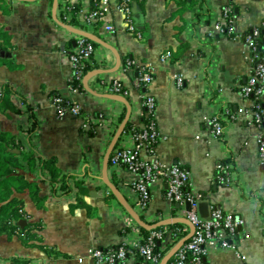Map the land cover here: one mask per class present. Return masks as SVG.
I'll return each instance as SVG.
<instances>
[{
    "label": "crops",
    "instance_id": "0c3cea01",
    "mask_svg": "<svg viewBox=\"0 0 264 264\" xmlns=\"http://www.w3.org/2000/svg\"><path fill=\"white\" fill-rule=\"evenodd\" d=\"M2 2L7 11L0 10V29L7 32L11 43V48L4 51H10L12 56L0 58V91L7 83L26 97L36 112L38 133L34 142L31 139L28 143L24 130L30 122L25 113H0V130L17 133L41 157H54L64 173L92 174L91 182L86 185L88 192L79 197L92 206L94 214L88 216L84 208H71L76 201V189L55 197L47 183L40 182L43 193L48 195L45 208L38 211L28 203L26 211L30 219L42 221L40 237L45 248L24 246L17 236L11 239L2 236L0 264H9L14 257L28 260L26 264H108L87 258L79 263L77 258L86 257L91 246L119 245L125 223L133 220L116 197L109 202L104 200V189L109 188L102 179L103 163L111 142H107L109 134L104 125L90 135V127L84 128L81 118L69 113L58 116L50 102L51 95L57 93L81 105L82 116L88 118L101 112L115 117L120 108L127 111L121 100L106 97L118 94L106 93L92 85L91 79L84 85L83 78L89 72L79 78L84 91L70 84L74 76L68 53L81 36L78 32L93 34L100 41L91 40L95 45L94 57L102 63L93 71L109 72L94 74L93 80L115 78L129 86L130 76L122 71L124 57L152 69L154 77L148 92L156 102L154 115L160 134L156 155L166 164L186 168L190 190L204 194L210 206L216 205L243 221L233 242L235 247L207 248L205 263L264 264V177L258 163L257 128L243 119L244 101L240 96V88L250 72L243 35L264 18V0H206L201 12L200 0H132L134 31L127 28L118 0H109L103 17L89 25L82 24L81 17L94 9L95 0ZM182 2L186 7L181 12ZM66 4L69 8L72 5L78 8L68 10L63 22L60 10ZM226 6L231 9V23L226 27L232 37L217 29ZM197 11L201 14L198 22ZM106 25L114 26L115 32L106 31ZM181 42H186L189 48L180 60L163 61L162 54L176 49ZM176 75L184 77L181 87L175 85ZM13 100L16 104L19 102L17 96ZM126 101L131 109L128 120L133 122L138 115L139 121L142 111L138 108L137 91L132 90ZM211 115L220 116L225 129L222 138L211 134L206 122ZM119 121L121 124L123 120ZM119 140L120 137L116 145ZM225 160L230 164V185L214 181L217 166ZM132 177L124 170L112 172L109 156L106 178L133 208L126 190ZM26 178L39 180V173H28ZM165 190L163 181L153 183L146 211L140 214L133 208L145 222L170 220L166 224L170 225L181 223L173 220L185 217L181 206L165 198ZM181 224L189 231L187 224ZM164 242V245L171 244L170 233ZM141 261L136 252H130L123 261L113 264H140Z\"/></svg>",
    "mask_w": 264,
    "mask_h": 264
},
{
    "label": "built area",
    "instance_id": "2783aa9c",
    "mask_svg": "<svg viewBox=\"0 0 264 264\" xmlns=\"http://www.w3.org/2000/svg\"><path fill=\"white\" fill-rule=\"evenodd\" d=\"M132 0H118V8L123 13L124 22L130 31H134V23L132 20L131 4ZM98 7L91 9L81 17V23L85 25L92 24L94 21L103 17L108 6L109 0H95ZM230 7L226 6L222 9V15L217 25L218 31H225V27L231 23L229 14ZM105 30L111 33L115 32L112 25H106ZM138 34V33H137ZM247 47L246 59L250 64V72L248 73L244 84L240 88V96L244 101L242 107L243 119L253 124L257 128L256 141L258 145V163L260 165L264 177V18L259 25L251 27L243 35ZM258 39V41H256ZM95 45L92 41L83 36H79L76 40L74 49L68 53V58L73 70V76L81 78L86 72L98 69L102 65L94 57ZM169 58V53L162 54V60ZM132 61L122 67L124 74L130 76V85L125 86L119 79H95L91 77L88 80L92 85L99 87L101 90L110 94H118L121 96H129L132 90H136L138 94V108L145 117L147 122H139L138 115L132 119V123L137 125L139 131L123 130L118 144L114 147L110 155V168L113 171L124 170L133 175L132 179L127 183L126 190L131 198L133 208L140 214H143L151 202V185L157 181H163L166 184L165 198L173 204L181 206L182 214L194 225L195 230L191 237L186 240L172 255L167 264H206L204 257L207 248H234L232 237L236 235L243 221L232 213L225 212L216 205L210 206L209 216L201 217L197 212L198 202L202 199L200 194L193 193L190 190L188 172L186 168L179 164H166L156 155V144L160 138L157 129L155 111V98L149 92L140 93L141 83L150 85L153 76L152 69L146 64H139L140 77H132L131 66ZM87 66V70L83 71V67ZM175 85L181 87L184 85V77L176 75L173 77ZM123 87V90L120 88ZM61 96H52L50 98L51 105L58 116H64L67 113L73 114L82 120V126L89 128L94 125V129L100 125H104L109 137L107 142L112 139L118 125L120 124L119 115L122 108L118 110L115 117L106 113H99L94 117L82 116V107L74 101L70 106L61 104ZM27 104L29 101H19V106L28 116ZM143 108L145 109L143 113ZM33 108V113H34ZM36 114V112H35ZM140 116V114H139ZM211 134L215 138H222L224 135V126L218 115H211L206 119ZM38 133V127L31 134L34 142ZM145 153V156H141ZM218 169H229L230 164H219ZM84 185L91 182L92 174L81 173L76 174ZM48 181V180H47ZM47 183L50 192L52 184ZM53 194L59 196V190ZM105 195L108 189H104ZM186 203H189L190 209H186ZM124 235L121 243L117 246L100 247L91 246L87 249L86 257H78L79 263H83L86 258L94 262H106L108 264L123 261L128 252L126 246L134 247L139 250L142 257L140 264H160L161 258L155 252V240L162 236V232H153L152 235L144 238L136 223L128 219L125 223ZM169 237V231H166ZM189 232V231H188ZM144 242L140 245L139 242ZM172 242V239H171ZM177 242V241H176ZM174 242L171 246H173ZM239 256V255H238Z\"/></svg>",
    "mask_w": 264,
    "mask_h": 264
},
{
    "label": "trees",
    "instance_id": "16d2710c",
    "mask_svg": "<svg viewBox=\"0 0 264 264\" xmlns=\"http://www.w3.org/2000/svg\"><path fill=\"white\" fill-rule=\"evenodd\" d=\"M137 1V0H136ZM201 2L198 5L200 12L205 4L206 0H200ZM140 2V0H138ZM194 2V1H191ZM66 4L65 9L60 10L61 20L66 22L67 11H76L78 8L77 5H72V8L68 7ZM93 8H97V3L93 4ZM184 2L181 3V12L185 8ZM0 10L4 13L7 11L5 5L0 0ZM196 13V22L197 19H200V12ZM98 23V22H97ZM96 23V24H97ZM225 32L228 33V36L232 37V32L229 28L225 27ZM88 39V38H87ZM90 40V39H88ZM91 41V40H90ZM258 41V39L256 40ZM11 48V43L9 40V35L7 32H4L0 29V50H8ZM189 48V45L186 42H181L180 45L169 52V60L171 62H178L182 55ZM131 62V59L124 57L121 60V65L125 66ZM13 62V61H8ZM132 71V77H140L141 72H139L140 67L136 64L129 66ZM87 70V66L83 67V71ZM154 77V74L152 73ZM72 87H76L79 91H84L80 79L76 76L71 81ZM124 88L121 87L120 90ZM140 93L148 92V86L145 83H141L140 88L138 89ZM17 96L18 101L27 102L26 97L17 93L9 84H4L0 91V113L2 114H17L24 113V111L19 106V102L16 104L13 100V97ZM52 96H60L57 93H54ZM62 97V96H61ZM129 96H126V99ZM61 104L64 106H70L73 104L71 100L62 97ZM145 109L143 108V113ZM28 120L30 126L24 130L27 134V141L30 143L31 134L34 132L37 127V122L35 115L33 113V107L30 104H27ZM125 110L119 115V120H123L125 117ZM81 115H84L83 113ZM139 118L140 122H147L148 117H145L143 114ZM125 131H139L137 125L133 124L130 120L127 121ZM90 135L94 134V125L90 126L88 131ZM17 133H12L7 130H0V238L6 237V239H11L14 236H17L20 242L24 246H38L40 248H45L42 238L40 237L41 232V220H32L30 215L26 211V205L32 203L36 210L42 211L45 208V202L48 199V195L43 193L40 182H47L52 184L51 194L56 192V186L59 190V195L64 196L70 194L73 189H76V201L71 204V208L80 207L84 208L88 214L91 216L94 214V209L91 205L86 203L81 197L80 194H86L88 192V187L83 184L80 179H77V175L72 173L62 172L57 164L54 157L43 158L38 155L35 150L29 146ZM229 163L228 160H225L222 165ZM39 173V180H29L26 178L28 173ZM214 181L220 185H230V169H218L215 174ZM115 196L113 193L108 190V194L104 197L106 202L114 199ZM151 222V223H155ZM183 224L173 223L170 225H161L155 229L146 230L142 227H139L144 238L152 235L153 232H162V236L155 240V252L162 259L166 250L176 241L188 234L187 230L183 229ZM169 228L170 239H172L171 244L164 245L166 239L165 229ZM128 229H124L126 231ZM236 235L232 237V242ZM144 241L141 240L139 244L141 245ZM126 251L128 254L130 252H136L139 256V250L134 247L126 246ZM141 257V256H140ZM142 259V257H141ZM28 260L14 257L10 259L9 264H26Z\"/></svg>",
    "mask_w": 264,
    "mask_h": 264
},
{
    "label": "water",
    "instance_id": "95a60500",
    "mask_svg": "<svg viewBox=\"0 0 264 264\" xmlns=\"http://www.w3.org/2000/svg\"><path fill=\"white\" fill-rule=\"evenodd\" d=\"M134 16V14H133ZM137 17V16H136ZM71 30H75L71 27H68ZM79 35L88 38L90 40H97L99 41V39L94 36L93 34L87 33V32H78ZM100 42V41H99ZM12 56V53L10 51H4V50H0V58H6V59H10ZM104 72H109L108 70H101V71H91L89 73H87L84 78H83V83L85 86H87V80L93 76L94 74L97 73H104ZM106 97L111 98V99H119L121 100L125 106H126V114L125 117L123 119V121L121 122L120 126L118 127L117 131L115 132L113 138L111 139V142L107 148L105 157H104V163H103V181L106 184V186L109 188V190L113 193V195L119 200V202L124 206V208L127 210V212L131 215L132 219L135 221V223L139 226L142 227L146 230H151V229H155L158 226L161 225H166L171 223L170 220H164V221H160L157 223H152L149 224L147 222H145L140 215L128 204V202L126 201L125 197L121 194V192L118 190V188L111 183L106 177H107V165H108V159L109 156L113 150V148L115 147L122 131L124 130V127L129 119L130 116V105L128 104V102L126 101V99L124 97H122L121 95H106ZM202 196V200L198 202V207L197 210L199 212V215L201 217H208L209 215V208H210V201L205 199V195H201ZM178 205V204H177ZM186 209L189 210L190 209V205L189 203H186ZM173 221H179L181 223H185L189 226V232L187 235H185L184 237H182L181 239H179L173 246L172 248L169 250V252L161 259L160 264H167V262L169 261V259L172 257V255L176 252V250L186 241L188 240L191 235L193 234L195 227L194 225L186 218V217H182V218H177L174 219Z\"/></svg>",
    "mask_w": 264,
    "mask_h": 264
}]
</instances>
